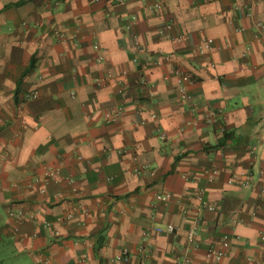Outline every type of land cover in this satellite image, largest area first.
Returning <instances> with one entry per match:
<instances>
[{"label": "crops", "instance_id": "obj_1", "mask_svg": "<svg viewBox=\"0 0 264 264\" xmlns=\"http://www.w3.org/2000/svg\"><path fill=\"white\" fill-rule=\"evenodd\" d=\"M257 19L264 0H0V264H173L195 222L190 264H262Z\"/></svg>", "mask_w": 264, "mask_h": 264}, {"label": "built area", "instance_id": "obj_2", "mask_svg": "<svg viewBox=\"0 0 264 264\" xmlns=\"http://www.w3.org/2000/svg\"><path fill=\"white\" fill-rule=\"evenodd\" d=\"M154 7H158V5H154ZM256 28L258 31H260V37L262 39H264V32H263V24L262 21L260 19L256 20ZM169 27V25L167 26ZM211 40L208 38L205 40V44L204 47H209ZM177 78H178V82L180 83V88L182 87V83H184L185 81H187L189 79V75L180 70L177 72ZM34 97V95H33ZM118 112H116L115 114H117ZM108 117H113L114 114H107ZM161 138H163V134L161 135ZM45 175L47 177H49L50 179H56L58 176V171L56 168H46L44 171ZM214 173V171H213ZM67 183H70L71 181L69 179H66ZM229 183H240L241 185H247L249 183V176H245V178L243 180H240L239 176L236 173L231 174L229 180ZM44 189H40V192H43ZM200 192L198 193V197L201 200V196H200ZM171 198L170 193L168 192H161V193H157L155 195V199L159 200V201H166L169 200ZM199 208H202L203 206L201 204H198ZM205 206V205H204ZM207 209L211 210V207H207ZM72 215L71 214H67L64 217H59L56 218L54 222L52 223H45V225H49L52 227L53 230L57 229L58 226L60 225V223H62L65 220L71 219ZM198 225L195 222L194 224L191 225V227L187 230V232L185 233V252L183 253L182 257L180 259H176L173 264H190L192 261V254L195 253L197 250H199V244L198 241L196 240V231H197ZM156 233H161V232H166V233H174L175 228L173 227V225L171 224H167L164 228L162 227H155L154 228ZM258 238L259 241L261 243H264V227L262 228V230L259 232L258 234ZM146 239V238H145ZM230 248V243L228 241V239L226 237H224L221 240V243L219 244V246H209L207 247L204 252H203V256L206 259H212L214 260L216 263H219L221 261V259L227 255L228 250ZM141 251H143V248H141ZM130 257H129V253L127 251L126 248H122L119 253L113 257L112 259H110L108 264H112V263H120V262H127L129 261ZM264 264V262L262 263Z\"/></svg>", "mask_w": 264, "mask_h": 264}]
</instances>
